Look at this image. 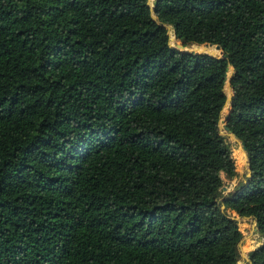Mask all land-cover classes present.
<instances>
[{
    "label": "trees",
    "instance_id": "1",
    "mask_svg": "<svg viewBox=\"0 0 264 264\" xmlns=\"http://www.w3.org/2000/svg\"><path fill=\"white\" fill-rule=\"evenodd\" d=\"M231 210L264 264V0H0V264H238Z\"/></svg>",
    "mask_w": 264,
    "mask_h": 264
},
{
    "label": "rangeland",
    "instance_id": "2",
    "mask_svg": "<svg viewBox=\"0 0 264 264\" xmlns=\"http://www.w3.org/2000/svg\"><path fill=\"white\" fill-rule=\"evenodd\" d=\"M154 0H150L151 5H153ZM171 42L173 39L171 37ZM208 46L205 48L204 46ZM210 46L215 47L211 49ZM191 50L197 49H211L216 53L221 54V49H217L215 45L210 44H196L193 43V46L189 47ZM233 68L228 72V76L231 75ZM228 113L227 108L223 110L222 118L220 121V129L222 134L226 137L227 142L231 145L233 150V156L236 160L237 166V175L234 177H225V184L223 189V194H227L230 190L236 188L237 185L247 180L249 176V156L247 151L244 149L241 140L237 139L227 128L225 115ZM232 216L238 217L240 227L243 231V237L239 243V261L238 264H249L250 251L260 245L263 242V237L259 233L257 228L256 219L253 216L246 217L238 214L237 212L231 210L229 211Z\"/></svg>",
    "mask_w": 264,
    "mask_h": 264
},
{
    "label": "water",
    "instance_id": "3",
    "mask_svg": "<svg viewBox=\"0 0 264 264\" xmlns=\"http://www.w3.org/2000/svg\"><path fill=\"white\" fill-rule=\"evenodd\" d=\"M157 3V0H155L154 1V5ZM149 4H151L150 3V0H149ZM152 10H154V7H152ZM153 18H155L156 19V15L153 13ZM167 25V27L169 28V33L171 34V25H169V24H166ZM170 45L171 46H175V47H178V48H180V49H182V50H191L189 47H191V46H193V43H188V44H183V43H181V42H179L178 40H177V38H176V35H174V38H173V42H170ZM210 45H213L212 43L210 44ZM205 48H208V46L206 45V46H204ZM216 48L217 49H221V46L219 45V44H217L216 45ZM195 51H197V52H206V53H209V54H211V55H214V56H222L223 55V50L221 49V54H219V53H216L215 51H212L211 49H208V50H206V49H197V50H195ZM230 66V65H229ZM229 66H228V69H229ZM232 68H233V70H232V73H231V75L229 76V78H228V70H227V72H226V75H225V78H226V84H227V79L229 80V84H230V87L232 88V86H231V78H232V74H233V71H234V67L232 66ZM225 91H226V93H227V99H226V102H225V105H224V108H223V110L225 109V108H227L228 106H229V109H228V113L225 115V121H226V119H228V117H229V112L231 111V103H232V100H233V95H234V93H233V91H231L230 93H228V90H227V87H225ZM226 128L237 138V139H239V140H241L240 138H239V136H237L236 135V133L235 132H233L232 130H231V128L226 124ZM241 142H242V144H243V147H244V149L246 150V144L241 140ZM249 176H251V166H250V161H249ZM223 208L225 207V205L223 204V206H222ZM246 217H250L251 215H245ZM232 218H235V219H237L238 220V217H235V216H232ZM256 219V222H257V218H255ZM258 228V227H257ZM249 259H250V257H249Z\"/></svg>",
    "mask_w": 264,
    "mask_h": 264
},
{
    "label": "bare ground",
    "instance_id": "4",
    "mask_svg": "<svg viewBox=\"0 0 264 264\" xmlns=\"http://www.w3.org/2000/svg\"><path fill=\"white\" fill-rule=\"evenodd\" d=\"M173 37H174V35H173ZM173 39V38H172ZM231 88V87H230ZM229 109V106L227 107V110Z\"/></svg>",
    "mask_w": 264,
    "mask_h": 264
}]
</instances>
